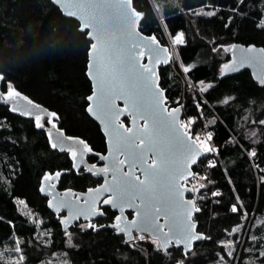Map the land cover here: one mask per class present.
Masks as SVG:
<instances>
[{
    "label": "trees",
    "instance_id": "16d2710c",
    "mask_svg": "<svg viewBox=\"0 0 264 264\" xmlns=\"http://www.w3.org/2000/svg\"><path fill=\"white\" fill-rule=\"evenodd\" d=\"M132 2L140 15V30L163 45H167L166 32L171 37L183 32L185 43L177 47V54L184 66L195 65L187 72L193 84L171 64L160 67L159 84L168 104L184 105L196 126L214 133L212 144L218 152L210 161L216 167L207 166L206 179L196 187L200 211L195 221L198 231L209 238L188 255L182 248L164 252L156 246L149 254L145 240L131 245L114 230L99 229L114 218L109 210L92 223L96 229L79 222L67 230L69 237L61 216L49 209L40 192L43 177L60 172L59 189L75 191H86L99 181L74 170L69 151L53 148L47 132L35 126L34 117L0 104V264H218L222 256L227 264H264V124L259 123L264 120V83L249 70L230 77L220 72L222 64L229 63V47H264V28L258 27L264 19V0ZM236 8L239 12L232 11ZM209 10H216V15L197 14ZM79 27L52 0H0L1 87L7 94L10 82L19 93L56 113L54 120L67 135L81 137L94 151L105 152L101 128L87 112L92 41ZM201 81L202 86L212 87L199 92ZM225 97L234 99L224 105ZM244 110L254 117L253 123L242 125ZM253 127L256 135L250 137L247 131ZM245 150H255L258 173ZM214 191L221 195L212 196ZM20 199L27 207L17 203ZM232 205H238L236 213ZM33 219L41 222L39 227ZM233 228L240 231L229 235ZM17 241L20 252L14 251ZM227 241L233 243L231 257L225 252Z\"/></svg>",
    "mask_w": 264,
    "mask_h": 264
},
{
    "label": "snow or ice",
    "instance_id": "6c2138e0",
    "mask_svg": "<svg viewBox=\"0 0 264 264\" xmlns=\"http://www.w3.org/2000/svg\"><path fill=\"white\" fill-rule=\"evenodd\" d=\"M54 3L58 4L65 15H75L78 20L81 21V31L84 29H90L86 35L94 40L95 43L91 44V50L93 52L104 53L112 62V71L114 84L109 88H104L101 86V91L99 97L90 96L88 99L90 101L96 100V111L90 106L88 111L97 116L105 123L106 127L111 128V137L113 141L114 150L117 153H123L127 158V167L129 169L128 173L121 172L119 165L125 163L124 160H114L111 166L112 172V183L105 187V191H111L112 197L105 198L102 203L110 205L112 208L120 210L122 213L125 207H131L135 210L137 216H141L142 223L136 224V221H132L131 225H125L120 227V217H116V223L112 225L113 228L118 229L120 232L130 233L132 225H136L137 231L159 234L165 239V244L163 247L166 250L168 243L167 234L163 233L161 226L158 224L159 219L163 217L168 218L169 232L173 235H179L180 241L185 242L184 248L186 249L185 255L190 251L191 243L195 240L208 239L209 237L203 234H194V223L191 222L193 212H199L200 208L196 205L195 199L188 200L186 203L183 199L184 193L180 190L179 181L182 177L194 175L189 171L191 165L197 163V157L201 154L196 147L195 141L189 143L192 140L187 133H181L179 131L180 127H188L189 124L195 122V118H190L187 123L178 124V117L173 113H179L181 107H177L173 112H168L165 114V110L161 107V96L162 92L158 91L152 78L153 69L147 68L141 65L139 57L144 55L141 49L148 47L143 44L136 37L135 27L130 23L123 20L118 14V9H120L125 0H53ZM239 3H243V0H239ZM82 7L85 9L97 10L102 17L108 20V31L111 32L112 40L107 42L105 39V25L102 21L95 20H85L78 13L71 11V7ZM234 12H239V9H232ZM207 16H215L216 10H209L203 13ZM227 26V25H226ZM258 27L264 28V19L258 23ZM155 39V38H153ZM174 44L183 45L184 33L180 32L174 37ZM99 46V47H98ZM235 50V46H233ZM227 51V49H225ZM256 50L254 48H248V53H253ZM150 55L154 58L156 62L159 61V49H149ZM260 53H264V48L259 50ZM91 55V53H90ZM261 57L246 55L241 58L240 66L245 63L254 64L258 62ZM91 68V64L89 65ZM195 65L183 67L185 73L190 72ZM239 68H232L231 64H225L220 69L221 75L227 74L228 71H238ZM89 75H92L89 72ZM4 77L0 75V80ZM201 84L204 82L201 81ZM264 83V81H262ZM8 91L5 97L6 101H11L16 97L20 96V93L15 90L10 82H7ZM211 84H205L203 87L199 88L200 92H206L211 88ZM234 99V97H225L221 103L224 105L229 104V102ZM116 100L124 101L126 109H119L116 106ZM28 101V104H31ZM199 108V105H197ZM13 111H20L13 107ZM27 111V109H25ZM127 111L128 115L134 119H143L146 121L145 128L148 124H151V134L145 135L144 133H138L133 136L125 135L120 129L123 128V124L117 127V121L123 112ZM22 114H24L22 112ZM50 117L55 118L56 113H48ZM41 117L36 116L35 126L38 128H43L44 125L40 123ZM51 123V121H49ZM215 123V120L212 121ZM260 124H264V120L259 121ZM55 127V124L52 125ZM125 131H129L126 129ZM153 135L158 137V142L153 140ZM252 136L256 133L252 132ZM196 140L200 139L199 134L195 137ZM212 140V133L206 134V141L202 144L205 153H214L218 150L214 146H209L207 141ZM140 142L142 147H137V142ZM145 141L147 143L145 144ZM59 144H62V140H58L57 143H53L52 147L56 148ZM78 143L84 145V149L88 152H92V149L83 141L79 140ZM61 147V151H63ZM72 157L75 160L77 157V152L72 151ZM152 155L155 160L151 165H148V157ZM256 155L255 150L249 152L250 157ZM107 159V157H103ZM155 161H159V166H157ZM81 163H83V158L81 157ZM209 167H216L215 161L208 162ZM140 167L144 174L145 180H139L135 177L131 170ZM92 171V169H88ZM109 168H101L99 172L93 173L94 175H99L101 173H107ZM60 172H56L55 176H60ZM206 179V177H202ZM53 176L51 174H46L43 177L44 181L52 180ZM51 188L55 187V184L50 185ZM201 188L205 185H200ZM96 191H99L97 189ZM162 191L164 194L162 197H157L156 193ZM40 192L45 193V188L41 187ZM49 194L50 193H46ZM212 196L221 195L220 192L214 191L211 193ZM56 200L55 206L49 202L48 206L50 208H55L59 211L61 208H68L69 213L72 217L79 219L83 213L76 212L73 213L71 202L65 201L63 199ZM203 199V195H201ZM136 201H139L137 205ZM18 204H22L25 207V201L20 199L17 201ZM231 211L236 213L238 211V205H232ZM103 215V212L99 213ZM25 215H31L30 213H25ZM246 215V213H245ZM87 219V217H85ZM33 223H36L39 227V223L33 219ZM62 224L65 225V234L70 237L67 233V221L62 220ZM88 228L96 229V225L92 223L87 224ZM240 231L239 228L231 229L228 234L232 235ZM140 239H145L143 235L139 237ZM69 245H71V239L68 240ZM225 247H231V242H226ZM15 252H20L19 242L17 241V247L14 249ZM228 255L231 256L232 252L229 251ZM264 255V253H261ZM24 259L23 255L19 257V260ZM223 259V257H221ZM178 264H183V261H179Z\"/></svg>",
    "mask_w": 264,
    "mask_h": 264
},
{
    "label": "water",
    "instance_id": "95a60500",
    "mask_svg": "<svg viewBox=\"0 0 264 264\" xmlns=\"http://www.w3.org/2000/svg\"><path fill=\"white\" fill-rule=\"evenodd\" d=\"M52 2H53V0H52ZM54 4L60 9V11L64 15V17L77 20L80 23L79 30L81 29V26H82L81 21L78 20L75 15H65L62 8L58 4H56V3H54ZM70 10L75 12V13H78L85 20L102 21L105 25V29H104L105 30V39L107 42H111L112 35H111V32L108 31V27H109L108 20H107V18L102 17L101 14L97 10L85 9V8L76 7V6H72ZM118 14L120 15V17L123 20L127 21L133 27H135L137 39L140 40L143 44L148 46L146 48L141 49V51L144 52V55L142 57H139L140 63H141V65H143L147 68H152L154 70L152 73V78H153V82H154L157 90L162 92L161 107L165 110V114H167L168 112H173V110L177 107H181V111L179 113H173V114L178 117V124L182 125V118L184 115V105L172 107L170 104H168V98L166 96V91L159 84V82H160V70H159L160 67L162 65H166V66L170 65V63H171V54L169 52V47L167 45H163L155 36L147 35L140 30V24H139L140 15L135 11L132 0H125L124 5L120 9H118ZM89 31H90V29H84V31L80 30L81 33H88ZM87 38L89 40H91L88 36H87ZM153 38H155V39H153ZM91 41H92V43H95L94 40H91ZM234 46H235V50H233V46L228 48V51L231 54V59H230L229 64L232 65V68H239V70L238 71H228L227 74L223 75V77L235 76V75L240 74L246 70H249L254 74V76L257 80H259L260 82L264 81V53L259 52V50L264 48V47L263 46H257L256 44H249V45L237 44ZM250 47L254 48L256 51L253 53H248L247 49ZM150 48L151 49H159V61L158 62H156L154 60V58L150 55V52H149ZM90 53H91V55H90ZM246 55L257 56V57H261L262 59H260L258 62L254 63V64L245 63L243 66H240L241 58L243 56H246ZM90 64H91V68L89 67ZM112 67L113 66H112L111 60L104 53L93 52L91 50V46H90V49L88 51V63H87V76L89 77V79L92 83V94L90 96L99 97L100 91H101V86H103L104 88H109L114 84ZM89 72H91L92 75H89ZM1 83H2V80H0V104L1 105L10 106V109L12 111H13V107L20 109V111H14V112H17L18 114H21L23 116H29V117H34V118L36 116H40L41 117L40 123L44 125V127L40 128V129L47 132L50 143L53 144V143H57L58 140H62V144L58 143V146L56 147V149L61 150V147H63V149H64L63 151H71L72 152L73 150H75L77 152L76 159L75 160L73 159L74 170L79 171L82 168H85L89 174H92L94 177H97V178H103V180H104L101 185L94 187V188H90L86 192H77V191H74L72 189L60 190L58 188V184H59V179H60L61 175L56 177L54 174V175H52L53 176L52 180H49V181L42 180L40 188L44 187L45 193L41 192V194L43 197L48 199L47 205L49 204V202H51L55 206L56 200L53 199V197H57L58 199H63L65 201L71 202L73 213L80 212V213H83V215H81L79 217V219H75L72 217V214L69 213L68 208H61L59 211H56L54 207L50 208L48 206L49 209L52 210L57 215L63 214L60 218V222L62 220L67 221V230L71 226L76 224L79 220L88 221V220H93V219H96V218L103 216L104 212L102 209H100V204H101L102 200H104L105 198H111L112 197L111 191H108V192L105 191V187L112 183V172H111L112 162L114 160H124L125 163L123 165H119L121 172L128 173L129 169L127 167L128 161H127L126 156L123 153H117L114 150L113 141H112V137H111V128L106 127L105 123L102 122L101 119H98L96 115H94L93 113H90L88 111V108L90 106L93 108L94 112L96 111L97 101L96 100L90 101L88 99L89 104L87 106V112H88L89 116L100 126L103 135L106 137V141H107V153L106 154L95 153V152H93V150H92V152L86 151L84 149V145L78 143L79 140H82L81 138H79V137L70 138L63 129L59 128V126L55 122L54 118L50 117L48 115V113L51 112L48 108H46L45 106H43L41 104L36 103L35 101H33L29 97L25 96L24 94L20 93L19 97H16L11 101H6L3 98L6 96V94H4L2 91ZM28 101H31L32 103L28 104ZM116 106L119 109H126V105L124 104V101H122V100H116ZM25 109H27V111H25ZM22 112L24 114H22ZM126 118L129 119V127H127L123 123V120ZM49 121H51V123ZM53 124H55V127L52 126ZM120 124H123V126H124L123 128L120 129V131L124 132L125 135L133 136V135H136L138 133H144L145 135L151 134V124L150 123L148 124V127L145 128V124H146L145 120L134 119L133 117L128 115L127 111L123 112V114L119 117V119L117 121V127H119ZM126 129H128L129 131H125ZM179 131L181 133H187V135L192 138V140L189 141V143H191L192 141H195L196 147L199 150V152L201 153L197 157V163L191 165V167L189 169V171L194 174V172H195L194 167L199 164L201 159L206 158V157H210L214 153H205L204 152L202 145L193 137L191 128L180 127ZM152 138H153V140L158 142V139H159L158 137L153 135ZM85 143L87 144V142H85ZM146 143H147V141H145V144ZM137 147L138 148L142 147V145L140 144L139 141L137 142ZM91 155H95L96 157H98L99 160L101 162H103L104 165L96 166L95 164H90L88 161V158ZM81 157L83 158V163L80 162ZM103 157H107V159H104ZM154 160H155V158L150 154L148 157V165H151ZM155 162H156L157 166H159V161H155ZM105 167L109 168V171L107 173H101L99 175L93 174V173L99 172V170L101 168H105ZM88 169H92V171H89ZM131 173L135 177H138L139 180H145L144 174L141 171L140 167H136V168L132 169ZM137 174H139V175H137ZM193 176L194 175L182 177L179 181V184H180V190L184 193L183 199H184L185 203L188 200L195 199L196 205L198 206L199 189L193 188V187L185 184ZM51 184H55V187L51 188L50 187ZM97 189H99V191H96ZM46 193H50V195L46 194ZM163 194L164 193L162 191H158L156 193V196L159 198V197H162ZM191 195L193 197H190ZM136 203H137V205H139L140 202L136 201ZM102 206L112 208L110 205L103 204V203H102ZM112 210L118 212L117 216L120 217V220H119L120 227H124L125 225H131L132 221H136V224L142 223L143 218L141 216H137L136 213H135L134 218L129 219V217L127 215V211H131V210L135 211L131 207H125L122 213L120 212V210L115 209V208H112ZM100 212H103V215H100L99 214ZM196 213L197 212H193V215L191 218V222L194 223V225H195V228L193 230L194 234L199 233V234H203L204 236L207 237V235L205 233L198 231V223L195 221ZM85 217H87V219H85ZM114 223H116V219H115ZM113 224H111L109 226H102L99 229L111 228V229L115 230V232L118 235H125L126 241L128 243H130L131 245H134V243H135L136 238H135L134 232H137L140 236L143 235L145 237V240L150 242V244L148 246L149 247L148 248L149 254L151 253V250L154 247L152 240L159 241V244L161 245L164 252H167L168 249L171 248L172 246H176L178 248H182L183 252L185 254L186 249L184 248V243H186V241L181 242L179 235L173 236L169 232L168 218L167 217L162 216L158 221V224L161 226L163 233L167 234V236L169 238L167 246H166V250L163 247V245L165 244V239H164V237H162L159 234L153 233L150 235L149 233L139 232V231H137L136 225H132L130 233L126 234V232H120L118 229L113 228L112 227ZM62 227H63V230H65L64 224H62ZM205 240L206 239L193 241L191 243L190 251H188L187 255L192 253L195 250L196 244L204 242ZM150 263H151V258H150Z\"/></svg>",
    "mask_w": 264,
    "mask_h": 264
},
{
    "label": "built area",
    "instance_id": "2783aa9c",
    "mask_svg": "<svg viewBox=\"0 0 264 264\" xmlns=\"http://www.w3.org/2000/svg\"><path fill=\"white\" fill-rule=\"evenodd\" d=\"M167 46L169 47V52L171 54V66L173 67V69L176 72L181 73L182 77L184 78V80L186 82L188 81L190 84H193V82L190 79L188 73H185L183 71L182 63L180 61V58H179L178 54H176L173 46L171 44L170 45L168 44ZM196 89H197V87H196ZM188 120H189V118L187 117V115L183 116V118H182V124L187 123ZM192 126H193L192 124H189L188 127H185V128H191V129H193ZM211 133H212V138H213L214 137V133L213 132H211ZM205 141L206 140H202V143L205 142ZM245 152L248 155L249 159L251 160L255 172L258 173L259 166L254 161L255 156L254 157H250L249 156V152L250 151L245 150ZM210 157H206V158L201 159V161L197 165L199 167V169L196 172H194V176L187 182V185H189V186H191L193 188H196L197 187V185H198L197 184L198 183L197 182V178L200 177V176H204L205 177V175H206V168L208 166V162L210 161ZM257 177H259L258 174H257Z\"/></svg>",
    "mask_w": 264,
    "mask_h": 264
},
{
    "label": "rangeland",
    "instance_id": "374dc122",
    "mask_svg": "<svg viewBox=\"0 0 264 264\" xmlns=\"http://www.w3.org/2000/svg\"><path fill=\"white\" fill-rule=\"evenodd\" d=\"M166 40H167V45L169 44H171L172 46H173V48H174V50H175V52H176V54H177V47L178 46H180V45H177V44H174L173 43V40H174V37H171L167 32H166ZM184 41H185V37H184ZM171 64V63H170ZM226 63H223L222 64V66L223 65H225ZM182 66L183 67H185L183 64H182ZM198 87L199 88H201V87H203L202 86V84L201 85H198ZM200 92V91H199ZM202 93H204V92H202ZM199 105V109H201L200 107H201V104L199 103L198 104ZM184 111H185V109H184ZM184 114L186 115V113L184 112ZM185 115H183V116H185ZM189 118V117H188ZM190 119V118H189ZM249 122V123H253L254 122V117L252 116V115H250V113L248 112V110H244V114H243V116L241 117V123H242V125L243 124H246V122ZM193 126V129H191L192 130V132H195V136H197V134H199V136H200V139H199V143L202 145L203 143H202V140H206V134L207 133H209L210 131H208V130H205V129H203V128H201V127H198V126H196V124H195V122L194 123H191ZM252 132H255L256 133V129L253 127V128H251V129H249L248 131H247V134H248V136H250V137H253L251 134H252ZM195 138V137H194ZM235 141V140H234ZM207 143L209 144V146H214L213 144H212V140L211 141H207ZM216 148V147H215ZM217 149V148H216ZM215 153V152H214ZM197 168L199 169V167L197 166ZM202 177H204V176H200V177H198L197 178V184L199 185L204 179L202 178ZM138 240V239H137ZM140 240V239H139ZM135 242H136V240H135ZM227 242H229V241H227ZM231 242V241H230ZM147 243H149L150 244V242H148L147 241ZM152 243L154 244V247L156 246V247H158V243L157 242H154L153 240H152ZM226 243V242H225ZM135 244V243H134ZM225 245V244H224ZM153 249V248H152ZM152 251V250H151ZM229 251H233V243L231 242V247H225V252L227 253V255H228V252ZM229 256V255H228ZM223 257V256H222ZM229 257H231V256H229ZM43 264V263H42ZM45 264V263H44ZM47 264H53V262H51V261H49ZM218 264H227V259L226 258H224L223 257V259H220L219 261H218Z\"/></svg>",
    "mask_w": 264,
    "mask_h": 264
},
{
    "label": "flooded vegetation",
    "instance_id": "af4514ba",
    "mask_svg": "<svg viewBox=\"0 0 264 264\" xmlns=\"http://www.w3.org/2000/svg\"><path fill=\"white\" fill-rule=\"evenodd\" d=\"M230 59H231V54H230ZM229 62H230V60H229ZM229 64V63H228ZM172 107H174V106H172ZM56 122V121H55ZM57 123V122H56ZM123 123L127 126V127H129V120H128V123H125L124 122V120H123ZM58 125V124H57ZM59 126V125H58ZM60 128V127H59ZM67 134V133H66ZM70 138H72V137H78V136H73V135H68ZM105 137V136H104ZM79 138H81V137H79ZM82 139V138H81ZM83 141H85L84 139H82ZM86 142V141H85ZM105 143H106V149H105V152H97V151H94L92 148H91V146L89 145V143L87 142V144L90 146V148L93 150V152H95V153H101V154H106L107 153V141H106V137H105ZM72 152L71 151H69V155H70V158H71V160H72V166H73V157H72V154H71ZM88 161H89V163L90 164H95L96 166H102V165H104L103 164V162H101L100 160H99V158L98 157H96L95 155H91L89 158H88ZM74 169V168H73ZM81 171H84V172H86L87 174H89L87 171H86V169L85 168H82L81 170H79V171H77V172H81ZM90 175H92V174H90ZM137 175H139V174H137ZM92 177L93 178H95V179H97L99 182L97 183V185L96 186H94V187H97V186H99V185H101L102 183H103V178H97V177H94L93 175H92ZM94 187H91V188H94ZM58 188H59V186H58ZM69 189H72V188H69ZM90 189V188H89ZM60 190H63V189H60ZM73 190V189H72ZM88 190V189H87ZM86 190V191H87ZM75 191V190H74ZM86 191H77V192H86ZM190 197H193L192 195L190 196ZM48 200V199H47ZM103 201V200H102ZM100 209H102L103 210V212H104V215L103 216H101V217H99V218H96V219H93V220H88V221H85V220H79L77 223H79V222H84V223H93V222H95V221H97V220H99V219H101V218H103V217H106L107 216V211L109 210V211H111V212H113L115 215H114V218L112 219V221L111 222H109V223H107L106 225L104 224V226H109V225H111V224H113L114 223V221H115V219H116V217H117V215H118V212H116V211H113L112 210V208H110V207H103L102 206V202H101V204H100ZM63 214H61L60 216H62ZM127 215H128V217H129V219H132V218H134V216H135V211H133V210H131V211H127ZM61 218V217H60ZM76 223V224H77ZM75 225V224H74ZM111 229V228H110ZM113 230V229H112ZM115 231V230H114ZM116 233V232H115ZM117 234V233H116ZM134 234H135V238H136V241H137V239H140L139 237H140V235L137 233V232H134ZM118 235V234H117ZM119 236H123L124 238H125V235H119ZM125 240H126V238H125ZM140 240H145V239H140ZM146 242H147V240H145ZM154 242H157L158 243V247L160 248V249H162V247H161V245L159 244V241H157V240H153ZM136 243V242H135ZM147 245L149 246V243H147ZM174 247H176V246H172L171 248H169L168 250H170V249H172V248H174ZM153 248H155V247H153ZM178 248V247H177ZM163 250V249H162Z\"/></svg>",
    "mask_w": 264,
    "mask_h": 264
}]
</instances>
